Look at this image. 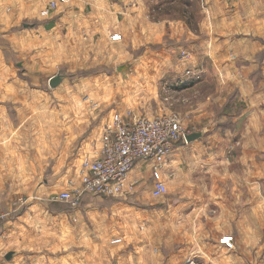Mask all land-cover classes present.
<instances>
[{"label":"crops","instance_id":"obj_1","mask_svg":"<svg viewBox=\"0 0 264 264\" xmlns=\"http://www.w3.org/2000/svg\"><path fill=\"white\" fill-rule=\"evenodd\" d=\"M48 5L0 0V264H264V0H69L49 10L57 34L13 29ZM165 79L200 134L162 168L170 205L150 200L143 160L121 192L58 200L115 116L140 117L129 104L158 102Z\"/></svg>","mask_w":264,"mask_h":264},{"label":"built area","instance_id":"obj_2","mask_svg":"<svg viewBox=\"0 0 264 264\" xmlns=\"http://www.w3.org/2000/svg\"><path fill=\"white\" fill-rule=\"evenodd\" d=\"M69 0H49L48 8L56 9L61 2ZM114 35L113 39H119ZM191 72L188 71V74ZM101 155L95 159H84L82 186L62 192L58 200L68 202L73 208L79 206L83 194L113 195L125 188L128 174L137 162L151 163L154 186L152 195H164L168 188L162 179V168L168 163L175 145L186 140L189 130L175 114L146 117L140 116L131 122H124L116 115L107 128ZM4 219L0 216V220ZM186 264H202L189 260Z\"/></svg>","mask_w":264,"mask_h":264},{"label":"rangeland","instance_id":"obj_3","mask_svg":"<svg viewBox=\"0 0 264 264\" xmlns=\"http://www.w3.org/2000/svg\"><path fill=\"white\" fill-rule=\"evenodd\" d=\"M36 2V7L38 6V4L41 5V7H43L47 0H35ZM13 7H11L8 10L11 11H5L6 9H4V16L5 15H9L7 18L10 20H13V18H16L15 12L12 9ZM40 9V8H39ZM45 9V8H44ZM166 8H164V11H168L165 10ZM37 10V9H36ZM61 15V12L58 10H52L50 13H48L47 15L43 14V12L36 11L33 15L31 14H27V15H22L20 14V16H18V20L15 22V25L13 27V29H23L25 28H33L35 30L36 33V38H42V36H46L48 37L50 34H53L55 32V34H57L59 27H58V23L56 24L55 22L58 20L59 16ZM34 16V17H33ZM184 55V54H182ZM51 66H55L53 63ZM125 66V65H123ZM119 67L118 70H116L114 73L119 75L121 78L123 77V73L128 75V71L125 70H120V67H122V65H116L115 68ZM120 70V71H119ZM188 71H191V69H185L184 70V75L187 76ZM60 73V75L67 77V78H73V75L76 73L74 71H67V70H62V71H51V73ZM104 74H108V73H112V70H108L107 72H100V71H87V72H80L78 74V77H87L90 75H95V76H99V75H103ZM169 74V73H168ZM81 75V76H79ZM38 74L36 73V79L38 78ZM169 79V77H168ZM167 81V82H165ZM136 86H133L131 89V91H135V94L138 96V94L143 95L142 91L148 89V88H144V87H138L135 88ZM127 89H129L128 87H126ZM36 89H42L41 87L36 86ZM86 88H84L85 90ZM89 91L91 90H98L100 92V90L105 89V88H101V87H90L88 88ZM114 88H111V90H113ZM124 90L125 87H119L118 88V93H120V90ZM151 89V88H150ZM158 90L160 91V96H159V101L158 102H146V103H135L133 102L132 104H129L130 106V113H137L140 116H146V117H154V116H163V115H168V114H179L181 111H175L178 106L184 105V103L182 102V98L180 100L177 99V97H173L172 95H175L176 92L172 91V88L170 86V83H168V80H163L161 83H159L158 86ZM149 94H152V92L150 90ZM146 91V92H148ZM144 93V92H143ZM150 97V96H149ZM148 97V98H149ZM114 105H116V103H114ZM117 105H122L121 103H118ZM183 107V106H181ZM149 112H147V111ZM178 116V115H177ZM179 117V116H178ZM182 121V118L179 117ZM184 126L186 127V124L184 123L185 121H182ZM187 128V127H186ZM152 172V171H151ZM153 176V174H152ZM152 185V182L150 180L149 185ZM154 184V183H153ZM170 190L168 189L166 194H164L162 197H154L152 196V198L150 200H152L154 203H157V205H162V206H169L170 205V193H168ZM154 204H152L151 206H153Z\"/></svg>","mask_w":264,"mask_h":264},{"label":"water","instance_id":"obj_4","mask_svg":"<svg viewBox=\"0 0 264 264\" xmlns=\"http://www.w3.org/2000/svg\"><path fill=\"white\" fill-rule=\"evenodd\" d=\"M60 82V76H55L51 79L50 81V85L52 87H56ZM200 137V134L199 133H191V134H188V136L186 137V141L187 142H190V141H193L194 139Z\"/></svg>","mask_w":264,"mask_h":264}]
</instances>
